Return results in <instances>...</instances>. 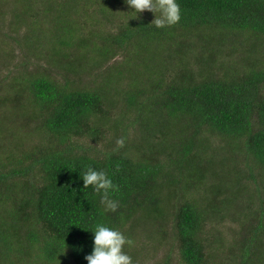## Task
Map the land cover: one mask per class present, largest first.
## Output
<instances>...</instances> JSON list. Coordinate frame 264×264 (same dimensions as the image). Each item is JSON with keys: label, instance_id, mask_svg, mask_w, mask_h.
I'll return each mask as SVG.
<instances>
[{"label": "trees", "instance_id": "trees-1", "mask_svg": "<svg viewBox=\"0 0 264 264\" xmlns=\"http://www.w3.org/2000/svg\"><path fill=\"white\" fill-rule=\"evenodd\" d=\"M18 1L24 17L34 14L24 43L39 44L61 75L0 80V135L22 147L0 148V211L4 198L13 206L0 264H86L97 224L134 242L142 218L158 222L160 238L170 232L182 264H264V0H177L180 21L161 29L125 0ZM119 55L95 87L80 83ZM118 104L136 112L133 137L123 117L112 119ZM107 127L122 147L75 142L103 143ZM34 133L48 145H30ZM213 136L224 145L211 149ZM88 167L117 186L115 212L83 189ZM225 171L232 176L222 183ZM178 190L181 203L169 206ZM228 218L240 229L224 252L209 227ZM134 245L124 247L133 264Z\"/></svg>", "mask_w": 264, "mask_h": 264}, {"label": "rangeland", "instance_id": "rangeland-1", "mask_svg": "<svg viewBox=\"0 0 264 264\" xmlns=\"http://www.w3.org/2000/svg\"><path fill=\"white\" fill-rule=\"evenodd\" d=\"M112 6V4H109ZM23 5L19 3L18 0H7L6 2L3 0H0V80L1 79H10L14 78V76L21 72L22 74L24 72L33 73V74H42L48 72L54 79L60 78V69L53 68V61L47 57L43 56L41 46L34 45L27 47V45L23 41V36L27 35L29 33L30 24L31 21L34 22V14H30L29 16L24 17L23 11L24 7ZM37 7H41L38 11L41 13V11L46 7L45 4H36ZM46 10V9H44ZM20 12L22 14H20ZM80 13V11H78ZM51 13V12H50ZM81 14V13H80ZM23 15V17H22ZM83 15V14H81ZM51 16V15H50ZM22 17V18H21ZM21 18V19H18ZM37 18H41V14L38 15ZM114 18L117 20H121L120 15H116ZM24 19V20H22ZM110 19L103 20L105 23V26L107 28H110L111 23ZM21 21V22H20ZM43 23V22H42ZM43 29L45 27L44 24ZM90 24L87 23L88 31H91L92 28L89 26ZM47 29L49 30V25L46 24ZM108 30V29H107ZM195 43L197 41H194ZM194 49V46L192 44L191 49L189 48V51ZM196 48L194 51H196ZM83 51L88 50L86 48L82 49ZM187 52V50L185 49ZM227 50H225L226 52ZM86 52V53H87ZM91 52H89L90 54ZM123 60V56L119 55L116 57L115 60L111 62H106L104 65L96 72L93 73L92 76H85V78L80 79V83L87 84L90 88L91 86L97 85L96 77L99 76V73H103L106 69L111 68L113 65H116L117 62H120ZM168 81L173 77V72L167 73ZM78 82V78L76 79ZM144 81V80H143ZM93 83V84H92ZM83 85H81L83 87ZM85 86V85H84ZM122 106L121 104H118L111 110V116L112 119H118L120 117H123L124 122L129 126V131L131 137L135 136V130L136 127V112L133 111L126 115V112L124 109L123 112L121 111ZM127 111V110H126ZM0 116L3 119V115L0 112ZM35 129V128H34ZM37 130V127H36ZM114 131V132H113ZM33 132V131H31ZM11 132H3L2 135H0V148L3 147L6 150H12L17 153L21 152L22 154V147L14 148V144L21 143L15 139L13 134L10 135ZM19 135L22 137L20 132ZM34 137L30 138V145H39L42 142H45V145H48L49 140L43 141L41 137L36 136L35 133L33 134ZM6 136V137H5ZM117 132L116 130L111 129L110 127H107L104 129V134L100 140L103 143L100 144H92L87 140V138L84 139H76L75 142L78 143V145H84V146H93L95 148H98L100 151H103L106 148V145L116 143ZM23 139V138H22ZM211 141V149H218L219 145H224V143H221L220 137L213 136L210 138ZM99 151V152H100ZM226 152H228V149L226 148ZM225 152V155H226ZM20 154V153H19ZM95 154V153H94ZM221 154V152L219 153ZM230 173L225 171L222 173V175L219 177L222 183L230 182V177L232 175H229ZM229 175V176H228ZM260 181V179H258ZM255 184L251 183V187L255 188ZM179 195L173 198V200L169 203V206H173L176 203H181L182 200H180L183 197V192L179 191ZM182 195V196H181ZM179 206V205H176ZM6 207V209H5ZM12 204L10 203V200L4 198V200L1 203V209L0 211V230L5 228V225L7 222L11 220V210H12ZM174 207V206H173ZM218 215V214H217ZM234 215V213H233ZM236 215V213H235ZM138 216H142L138 214ZM137 218V216H136ZM230 218V217H229ZM225 219V220H218L215 225H212L209 227V229H213V234L219 233L223 237V244H224V252L228 250V247L231 245L233 240L236 239L238 232H239V222L234 223L231 219ZM13 224V220L10 224H7V226H10ZM138 227V231L134 233L133 240L135 242V245L133 246L134 252L133 254L135 256H139V259L135 262V264H163L165 261V256L170 255L171 264H182L178 253H177V245L174 243L172 237L170 236V232L168 231V234L166 238H160L154 230H158V222L155 221L153 218L151 220L142 218L141 221L136 223ZM152 226V227H151ZM127 227L130 228V225ZM150 236V237H148ZM217 244H214L212 242V247H217ZM144 250V251H143ZM144 252L145 256L142 258L141 252ZM12 264V263H8Z\"/></svg>", "mask_w": 264, "mask_h": 264}, {"label": "clouds", "instance_id": "clouds-1", "mask_svg": "<svg viewBox=\"0 0 264 264\" xmlns=\"http://www.w3.org/2000/svg\"><path fill=\"white\" fill-rule=\"evenodd\" d=\"M125 2L137 15L146 11L151 12L154 15L152 24L157 29L176 25L181 19L177 0H125ZM116 143L122 147L124 140L119 139ZM80 179L83 181V189L92 187L106 211L117 210L118 201L111 195L117 191V186L105 171L88 167ZM90 232L93 234L92 251L84 257L86 264H133L131 256L124 251V247L126 245L131 247L134 242L125 237L121 231L97 224Z\"/></svg>", "mask_w": 264, "mask_h": 264}]
</instances>
